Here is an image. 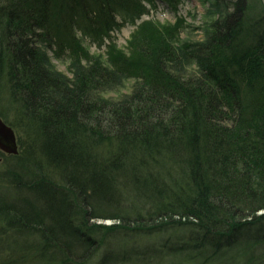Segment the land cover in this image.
Masks as SVG:
<instances>
[{
  "label": "trees",
  "instance_id": "obj_1",
  "mask_svg": "<svg viewBox=\"0 0 264 264\" xmlns=\"http://www.w3.org/2000/svg\"><path fill=\"white\" fill-rule=\"evenodd\" d=\"M208 1L205 38L187 44L182 18L138 24L147 5L182 0H0V104L19 119L0 115L18 143L41 142L26 159L1 154L3 264H264V0ZM127 22L138 25L124 52L112 32ZM84 38L110 66L82 57L75 77L56 75L46 51L79 62ZM122 78L133 92L103 101ZM123 177L157 206L150 218L127 212ZM98 218L174 232L112 248Z\"/></svg>",
  "mask_w": 264,
  "mask_h": 264
},
{
  "label": "rangeland",
  "instance_id": "obj_2",
  "mask_svg": "<svg viewBox=\"0 0 264 264\" xmlns=\"http://www.w3.org/2000/svg\"><path fill=\"white\" fill-rule=\"evenodd\" d=\"M4 7L7 6L3 4ZM147 9L149 10V13L146 14L142 20L138 21V24L141 22L147 20V21H153L156 24L164 25L166 23L170 24L174 27L177 23V20L182 18L183 22L180 23V28L178 31V38L177 40L179 43H191L201 41L205 38L206 34V21L208 18H210V11L214 10L211 4L208 0H182L180 4H178L177 8L175 9V6H169L165 3H156V7H152V5H147ZM119 22H122L119 18ZM137 23L134 24L133 22H127L122 27L118 28L114 32H112V40L116 43V46L119 51H127V45L128 41L132 35V33L137 28ZM84 51H82L81 55L79 54L78 57L81 58V61L74 62L72 58H66L62 57V59H58L55 52L51 49H48L46 51L47 55V61L53 70V72L56 75L66 77L69 79H72L75 77V71H77L78 67L85 66L86 63L84 61V57H92L94 60L101 61L104 64H107L110 66V57L109 55H105L106 47L102 46L101 48H98L95 43H91L90 39L84 38ZM83 57V58H82ZM76 69V70H74ZM135 87V81L134 79H128V78H122L120 79L113 89L110 88L104 89L100 93V97H102L103 101H110V100H116L119 98H122L124 96H129ZM6 99L3 100V104H0V107L3 109V114L6 116V119L11 120H18L19 117L7 103ZM5 112V113H4ZM2 118V116L0 115ZM3 119V118H2ZM4 120V119H3ZM6 123V121L4 120ZM10 127L14 129L13 126H11L10 123H6ZM15 131V129H14ZM16 133V131H15ZM23 133V132H22ZM17 136V134H16ZM20 138V135L18 136ZM17 137V140H18ZM33 139V140H32ZM23 141V142H22ZM37 141V144H41L39 140L38 135H28L23 134L22 140L20 143H18V153L17 154H7L3 152L0 149V176L5 172V157L1 154H4L6 156H19L23 157L24 159L27 158V151L31 149L32 142ZM33 150V148H32ZM26 156V157H25ZM42 155L40 154V157ZM30 168V165H28ZM4 178V180L0 179V189H7L6 187L11 186L9 183V180L7 177H0ZM123 191L127 192L129 194V197L126 198L125 201V207L127 208V212L129 211L132 218H135L136 215L139 213V215H142L144 219L150 218L151 215H153L156 210L157 206L154 204V202L148 198H144L142 194H140V189L138 184H134L131 179L128 177H123ZM264 211H261L258 213V215H263ZM161 218V217H159ZM163 220V219H162ZM159 220V221H162ZM166 220V219H164ZM171 220V219H170ZM176 220V219H173ZM146 224L142 225L147 228V226H152L156 224V222L152 221H146ZM91 224H94L96 226H104L102 229H98L97 233L103 234L106 238L107 245L111 246L112 248H117L119 245L124 246V249L126 246L129 245H145L157 242L159 238L163 237L164 239L170 234L167 229L168 227L162 226L160 230L157 231H147L146 234H137V233H127V230L125 228H119L120 222L117 219H102L98 218L95 220H91ZM6 222L4 223L2 219H0V242L2 244L6 243L7 238L11 237L12 231L8 229V226L6 227ZM118 227V229H114ZM123 227V226H121ZM165 227V228H164ZM106 229V230H105ZM9 230V231H8ZM104 230V231H102ZM176 230V229H173ZM110 235H112L110 237ZM6 242H5V241ZM0 247L1 244H0ZM128 249V248H127ZM103 252V251H101ZM99 255L97 254L95 257V262L98 261ZM164 257V256H163ZM4 256L0 255V264L4 263ZM184 259L181 257L172 258L170 257L162 259L161 261L159 259H152L147 263H144L141 260H136L133 262H130L129 264H185L182 263Z\"/></svg>",
  "mask_w": 264,
  "mask_h": 264
},
{
  "label": "water",
  "instance_id": "obj_3",
  "mask_svg": "<svg viewBox=\"0 0 264 264\" xmlns=\"http://www.w3.org/2000/svg\"><path fill=\"white\" fill-rule=\"evenodd\" d=\"M0 149L7 154L18 153V140L12 127L0 117Z\"/></svg>",
  "mask_w": 264,
  "mask_h": 264
},
{
  "label": "bare ground",
  "instance_id": "obj_4",
  "mask_svg": "<svg viewBox=\"0 0 264 264\" xmlns=\"http://www.w3.org/2000/svg\"><path fill=\"white\" fill-rule=\"evenodd\" d=\"M3 120V119H2Z\"/></svg>",
  "mask_w": 264,
  "mask_h": 264
}]
</instances>
